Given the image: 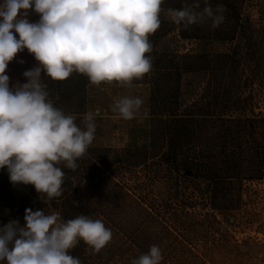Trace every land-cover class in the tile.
Here are the masks:
<instances>
[{"label":"trees","instance_id":"16d2710c","mask_svg":"<svg viewBox=\"0 0 264 264\" xmlns=\"http://www.w3.org/2000/svg\"><path fill=\"white\" fill-rule=\"evenodd\" d=\"M194 2L163 0L161 8L181 9ZM198 2L197 11L211 6L216 12L222 7L223 22L218 27H213L211 20L185 27L160 19V27L149 36L152 51L146 54L152 58V69L132 83L151 88L146 146H89L76 161V170L60 165L65 173L63 193L51 201L32 185H13L7 170L0 169V197L19 192L18 211H23L26 202L37 201L41 207L52 206L64 221L83 214L100 219L112 230L119 225L120 210L143 209L123 182L124 173L135 166L161 167L169 191L183 197L184 207L200 198L206 206L221 210V204L240 194L243 180L264 179V112L255 110L259 92L251 85L258 79L260 90H264V76L258 74L264 54L258 56L255 46L256 39H264V0ZM248 8L256 9L257 19ZM29 19L36 22L39 17L33 14ZM171 34L183 41L230 42L231 48L222 52L158 49ZM199 72L207 74L202 87L194 85L191 78ZM42 81L54 106L76 114L75 123L82 128L89 79L73 73L63 81L47 76H42ZM197 87L196 98L181 103L184 88L191 91ZM70 254L81 264H104L103 252L94 253L83 241Z\"/></svg>","mask_w":264,"mask_h":264},{"label":"clouds","instance_id":"9594fccd","mask_svg":"<svg viewBox=\"0 0 264 264\" xmlns=\"http://www.w3.org/2000/svg\"><path fill=\"white\" fill-rule=\"evenodd\" d=\"M163 0H0V169L13 185L34 186L46 200L63 193L65 173L76 170L95 138L93 113L83 117L84 129L49 98L42 76L63 81L73 73L92 85L131 86L152 69L149 42L161 24ZM198 0L168 9L170 20L185 27L223 22L222 7L202 11ZM38 15L32 22L29 17ZM18 34V38L17 35ZM32 54L37 65L23 72L27 82L10 87L5 74L18 53ZM23 63V61H20ZM139 97L124 96L111 106L131 120L141 107ZM41 198V196H40ZM45 203V200H43ZM112 239L100 219L80 214L64 221L59 212L25 210L24 224L12 220L0 227V264H81L70 254L80 241L94 253ZM162 250L148 252L130 264H161Z\"/></svg>","mask_w":264,"mask_h":264},{"label":"rangeland","instance_id":"374dc122","mask_svg":"<svg viewBox=\"0 0 264 264\" xmlns=\"http://www.w3.org/2000/svg\"><path fill=\"white\" fill-rule=\"evenodd\" d=\"M167 10L162 9L160 19H170ZM247 10L253 19L258 18L255 8ZM173 34L164 38L157 48L200 52H222L231 48L230 42L183 41L176 40ZM255 46L258 56L264 54V39H256ZM36 65L34 56L27 49L18 53L5 73L10 77V87L17 82L26 83L23 72ZM260 70L259 76H264V65ZM206 77L205 72L191 76L194 85L200 87ZM260 84L258 79L251 82L259 92L255 110L264 112V90H260ZM199 91L198 87L191 91L184 88L181 103L195 99ZM124 96L139 97L143 101L134 119L125 120L111 109L114 101ZM150 96L151 88L144 83L131 86L88 84L84 115L93 113L96 123L95 138L90 146H146ZM161 169L148 164V167L135 166L131 172L124 173V184L143 209L139 212L125 209L117 214L119 225L111 230L112 239L100 250L104 254V264H130L132 259L148 252L152 245H158L162 250L161 264H264V179L243 180L240 194L221 204V210L206 206L200 198L196 202L190 200L194 204L184 207L183 197L177 198L169 191ZM18 195L19 192L13 191L0 197V227L12 220L23 225L28 208L44 210L46 214L56 212L52 206L41 207L37 201L26 202L29 204L24 205L23 211H18ZM135 245H139L140 250Z\"/></svg>","mask_w":264,"mask_h":264}]
</instances>
